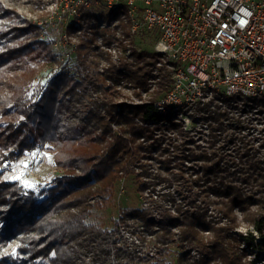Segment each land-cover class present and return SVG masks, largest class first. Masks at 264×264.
Segmentation results:
<instances>
[{"label": "trees", "instance_id": "obj_1", "mask_svg": "<svg viewBox=\"0 0 264 264\" xmlns=\"http://www.w3.org/2000/svg\"><path fill=\"white\" fill-rule=\"evenodd\" d=\"M38 3L41 6L47 4L42 0ZM81 11L84 25L77 36L79 44L75 52V70L83 74L81 79L74 81V75L69 73L72 69L66 64L48 87L41 89L38 98L19 103L27 112L28 120L32 122L29 125L31 139H28L24 149L19 146L1 161H17L23 157L25 150H46L54 155L56 167L64 171L43 201H39L33 192L23 189L18 182H5L0 174V264L35 263L38 260H46L49 264H74L76 253L84 249L101 250L106 256H112L113 261L105 259L106 264L128 262L132 256L128 250L122 254L119 238L124 228H141L136 220H141L143 226L156 232L158 237L155 246L162 255L174 244L177 233L173 229L178 228L180 235L177 243L182 247L183 257H190L194 251L197 252L199 258L196 259V264H212V260L216 258H220L222 264H252L244 260L243 254L230 253L227 249L233 247L229 234L238 226L235 210L246 213L252 205L257 204L259 209L255 213L254 222L256 231L262 238L260 249L264 250V158L254 153V144L250 145L249 141L245 143L240 159H246L247 165L240 171H233L231 166L224 167L222 157L216 150L212 153L207 150L194 153L193 150L186 149L181 154L174 153V157L167 162L170 164L177 159L180 170H172V177H164L159 171L151 172L145 165H142V172L136 171V164L141 158L140 151L150 153L151 150L149 146L139 147L142 150L132 146L145 129L152 136L156 130L168 132L179 127L171 118L151 114L154 101L140 105L138 110L126 114L125 110H121L119 119L130 125L129 130L133 137L129 139L120 135L109 145L105 144V138L112 127L102 113L94 114L88 111L86 115V121L95 122L97 128L103 130V133L96 135L91 130L85 133L87 129L82 123L65 121V116L70 110L68 96H76L78 102L82 103L86 83L91 79V68L95 66L93 56L98 53L105 55L98 45V38L103 30L98 27L97 17L89 8L81 7ZM33 28L38 38L43 32V27L33 25ZM124 29L129 37V25L124 24ZM103 42L105 43V37ZM133 59V62L121 60L118 65H113L106 76L118 80L121 77L132 80L135 82V88L141 92L148 91L155 81L156 97L169 89L171 73L166 65H159L161 61L155 52L134 49ZM5 64V61H0V70ZM218 99L223 100L228 107L240 108L239 98ZM0 101L9 100L1 96ZM248 102L242 109L244 112L247 108L255 106L256 102L264 104V97ZM100 103L95 101L92 106L105 105V101ZM116 108L117 105H109L106 115L115 117L113 112ZM139 114L144 121L153 122L155 128L139 126L135 122ZM228 116V113L215 114L216 119ZM232 123L239 126L238 129H244L242 121L234 120ZM166 138L169 139L167 136ZM244 138L246 136L241 140ZM156 140L159 143L164 139ZM181 145L187 148L185 143ZM200 160L205 163L199 165ZM186 162L191 164L187 165ZM77 168L82 171L81 174L77 173ZM129 175L136 176L142 194L147 190L154 193L156 187L161 184L169 191L161 196L163 200L153 196L149 201L144 199L146 205L141 209L122 210L120 220L111 232L88 224L86 220L93 210L91 199L110 192L118 180ZM149 177L150 179L144 180ZM160 179L167 183H156V180ZM174 182L181 186L178 184L172 191ZM177 193L180 196L179 202L174 196ZM211 195L216 198L211 199ZM73 208L78 209V213L72 212ZM129 219L134 222L130 223ZM222 221L225 223L221 224ZM203 230H212L213 238L208 239ZM16 237L21 240L19 249L26 254V258L14 256L12 249L3 251L8 241ZM139 240L145 241L141 235ZM123 241L127 244L126 238H123Z\"/></svg>", "mask_w": 264, "mask_h": 264}, {"label": "rangeland", "instance_id": "obj_2", "mask_svg": "<svg viewBox=\"0 0 264 264\" xmlns=\"http://www.w3.org/2000/svg\"><path fill=\"white\" fill-rule=\"evenodd\" d=\"M38 1L0 0V61L6 63L0 70V97L9 100L8 102L0 101V162L9 152L16 150L19 146L24 149L28 139H31L29 125L32 122L28 120L27 112L19 103L27 100L34 101L38 98L41 89L47 88L57 73L63 71L66 64L72 69L69 73L74 75V81H79L83 75L75 70L77 64L75 52L79 44L77 37L79 32H70L69 30L73 17L66 1L60 0L58 4L57 0H42L47 3L45 6H41ZM97 2L98 0H92V6L89 9L97 17L98 27L103 30L98 38V45L100 51L105 55L98 53L97 56H93L95 66L91 68V79L86 83L82 103L78 102L76 96H68L70 110L65 116V121L82 123L87 129L85 133L91 130L96 135L103 133V130L97 128L95 122L88 120L87 122L86 115L88 111H92L94 114L102 113L107 117L106 121L110 122L112 127L105 138V144L109 145L120 135L129 139L133 137V133L129 130L130 125L119 119L121 110H125V114L136 111L140 105L162 98L165 92L156 97L157 84L155 81L148 91L141 92L140 89L135 88V82L132 80L122 77L118 80L106 76L109 69L113 65H118L121 60L122 62L124 60L133 62L134 49L154 51L156 36L143 33L140 35L130 34L127 37V30L124 29V24L127 23L123 12L112 16L105 0ZM33 25L43 27V32L38 38L35 36ZM103 37H105V43ZM109 41H111L110 44ZM158 59L165 65L160 57ZM95 101L101 103L105 101V105L93 107ZM246 103H249L248 100H238L240 108H231L223 100L213 96L189 108L186 111L185 121L172 118L179 124V127L172 131L156 130L151 136V133L145 129L132 146L138 149L141 146H149L151 152L140 151L141 158L136 164V171L142 172V165H145V168H149L153 173L159 171L164 177H172L174 175L172 170L175 172L180 170L179 161L175 159L170 164L167 162L174 157V153L181 154L186 149L193 150L194 153L205 150L212 153L216 150L222 157L224 167L231 166L233 171H240L247 165L246 159L243 161L240 159V153L244 151L247 141L250 145L254 144V153L256 152L258 157L264 158V104L256 102L255 106L247 108L244 112L242 109ZM109 105H117L116 111L113 112L115 117L110 118L106 115ZM216 113H228L229 116L216 119ZM234 120L242 121L244 129H238L239 126L232 123ZM135 122L143 128H155L153 122L144 121L140 114L135 118ZM165 135L169 139H165ZM243 136L246 138L241 140ZM156 139L164 140H160L158 143ZM183 143L187 145V148L181 145ZM24 152L22 158L11 162L16 165L15 173L7 174L23 176L18 182L21 187L26 191L33 192L39 201H43L49 196L50 190L55 186L56 179L63 174L64 170L56 167L54 155L49 151L36 149ZM33 153H35L34 156ZM186 163L187 165L191 164ZM204 163L202 160L198 161L199 165ZM22 164H28L30 167L25 169ZM25 173L26 176H24ZM77 173L81 174L82 171L77 168ZM0 174H2L3 180L4 173ZM186 175L188 174L186 173ZM148 179L150 177L144 180ZM156 183L167 182L160 179L156 180ZM178 184L177 182L173 183L172 191ZM139 186L135 175L124 176L118 180L110 192L91 199L93 210L86 222L111 232L114 230L116 222L120 220L122 210L141 209L146 205L144 199L149 201L153 196L155 199L163 200L161 196L169 191L164 189L161 184L156 187L154 193L147 190L142 194L139 191ZM174 196L179 202L178 193ZM215 198L216 196L211 195V199ZM168 205L171 206L170 203ZM258 209L259 206L254 204L246 213L238 209L235 210L238 226L229 234V240L233 247L227 249L230 253L243 254L244 260L252 264H264V250L260 249L262 238L256 231L254 222ZM72 212L78 213V209L73 208ZM129 222L133 223L134 220L129 219ZM136 223L141 225L138 230L122 229L119 238L121 252L124 255L125 250H128L132 257L128 262L121 261V264H196L195 261L199 258L197 252L194 251L190 257H183L182 247L177 243L180 235L178 228L173 229L177 233L174 244L165 255H162L155 246L158 237L156 232L153 229L148 230L146 226H143L141 220H136ZM220 223L224 224L225 221ZM202 232L208 239L213 238L212 230H203ZM139 235L143 236L145 241L139 240ZM123 238H126L127 244ZM20 247L21 240L16 237L8 241L3 251L12 249L14 256L26 258V254L19 249ZM79 253L77 252L75 255L74 264H106L105 259L113 261L112 256H106L101 250L84 249ZM25 264L49 263L46 260H38L35 263L27 262ZM212 264H222L221 259L212 260Z\"/></svg>", "mask_w": 264, "mask_h": 264}, {"label": "built area", "instance_id": "obj_3", "mask_svg": "<svg viewBox=\"0 0 264 264\" xmlns=\"http://www.w3.org/2000/svg\"><path fill=\"white\" fill-rule=\"evenodd\" d=\"M62 1L73 17L69 30L80 34L81 7L91 8L92 0ZM105 4L112 16L123 12L131 35L156 36L153 52L170 71L171 85L153 103L152 115L185 121L189 108L213 96L264 97V0H105Z\"/></svg>", "mask_w": 264, "mask_h": 264}, {"label": "snow or ice", "instance_id": "obj_4", "mask_svg": "<svg viewBox=\"0 0 264 264\" xmlns=\"http://www.w3.org/2000/svg\"><path fill=\"white\" fill-rule=\"evenodd\" d=\"M35 155V153H33V156ZM22 166L27 169L28 167H30L28 164H22ZM16 171V165L11 163V162H0V173H4L3 175V180L5 182H12V183H17L19 182L23 176H9L7 173H15ZM24 176H26V173L24 174ZM27 186V185H25Z\"/></svg>", "mask_w": 264, "mask_h": 264}]
</instances>
